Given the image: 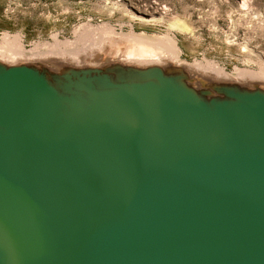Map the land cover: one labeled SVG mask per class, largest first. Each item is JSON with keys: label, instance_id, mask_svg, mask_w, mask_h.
<instances>
[{"label": "water", "instance_id": "obj_1", "mask_svg": "<svg viewBox=\"0 0 264 264\" xmlns=\"http://www.w3.org/2000/svg\"><path fill=\"white\" fill-rule=\"evenodd\" d=\"M156 41L0 49V264H264V75Z\"/></svg>", "mask_w": 264, "mask_h": 264}, {"label": "rangeland", "instance_id": "obj_2", "mask_svg": "<svg viewBox=\"0 0 264 264\" xmlns=\"http://www.w3.org/2000/svg\"><path fill=\"white\" fill-rule=\"evenodd\" d=\"M173 18L190 27L174 32L180 59L204 57L229 72L264 61V0H0V36L20 34L26 49L61 43L59 53L85 48L108 29L157 37Z\"/></svg>", "mask_w": 264, "mask_h": 264}, {"label": "bare ground", "instance_id": "obj_3", "mask_svg": "<svg viewBox=\"0 0 264 264\" xmlns=\"http://www.w3.org/2000/svg\"><path fill=\"white\" fill-rule=\"evenodd\" d=\"M138 18L140 20L144 19V18H141V17H138ZM144 22H146V20ZM85 23H87V22H85ZM87 26L91 27V25H87ZM73 31H74V29H73ZM112 32H114V30L111 29L109 31V29H108L106 32H104L105 34H102V35H107V34L112 33ZM174 32L189 33L190 32V27L183 20H180V19H177V18H173V20L170 21L168 23V25H167V32L166 33H163V34H161V35H159L157 37L152 36V37L156 38L157 45L158 46H162V48L165 50V52L168 55H172V54L173 55H175V54L178 55L179 54V50H178L177 42H176V39H175V36H174ZM1 34L2 35L0 36V49L3 52L7 51L9 53V55H8L9 57H12L13 55H16V53L27 52V51H30V52H42V51H54V50L57 51V52H59V51L61 52L62 51L61 48H60L61 47V43L59 44L56 41V38L53 39L54 42L58 43L56 45L50 44V46L46 47V45L44 46L42 44V45L39 46V44H33V42H32L31 48H29V50H27L23 46L24 45L23 41H22L23 38H22V36L20 34H17V33L16 34L1 33ZM76 34L77 33H73L74 36ZM96 41H97V39H96ZM245 47L246 46H243L242 50L245 51V49H246ZM249 53H251V51ZM251 62L256 66V70H251V69H246V68L244 69L243 68V69H236L234 72L237 73L241 78L250 77L251 75H258V74L264 75V61L254 60V61H251ZM192 63L195 65V67H197V68H199L201 70H204V71H208V72H212V73H218V74H223V73L226 72V70L223 67H221V66L219 67V65L217 64L216 61L210 60V59H206L204 57L202 59H200V60H195Z\"/></svg>", "mask_w": 264, "mask_h": 264}]
</instances>
